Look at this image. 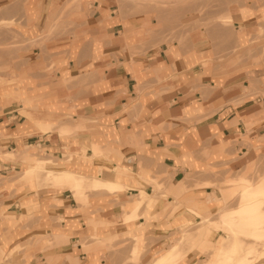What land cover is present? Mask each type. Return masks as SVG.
I'll return each instance as SVG.
<instances>
[{"label":"crops","instance_id":"obj_1","mask_svg":"<svg viewBox=\"0 0 264 264\" xmlns=\"http://www.w3.org/2000/svg\"><path fill=\"white\" fill-rule=\"evenodd\" d=\"M67 1L0 0V91H10L0 95V176L14 167L9 152L22 161L37 152L60 158L66 145L87 144L90 170L81 172L91 176L101 166L118 177L123 203L109 195L80 204L65 181L56 185L67 188L39 198L29 197L27 185L16 195L2 189L0 241L12 254L0 264H121L135 237L146 263L164 249L170 223L198 222L224 207L225 178L251 167L264 177V0H218L209 8L198 0L197 13L189 4L169 10V20L180 14L181 23H169L168 42L135 53L143 24L126 16L120 0H80L63 12ZM62 13L76 16L73 35L57 33L61 23L51 28L48 19ZM49 28L55 33L46 37ZM74 106L79 118L61 127L84 128L65 139L57 125ZM46 121L53 128L39 126ZM93 146L100 156L92 157ZM154 180L165 197L147 215L123 221L128 194H153ZM227 202L235 208L238 198ZM27 210L37 214L21 217ZM93 234L116 237L117 245L94 247ZM45 235L50 246L42 245ZM108 250H117L115 261Z\"/></svg>","mask_w":264,"mask_h":264},{"label":"rangeland","instance_id":"obj_2","mask_svg":"<svg viewBox=\"0 0 264 264\" xmlns=\"http://www.w3.org/2000/svg\"><path fill=\"white\" fill-rule=\"evenodd\" d=\"M80 0H70L67 1V3L63 6L62 11H66L69 10V8L71 7H77L80 5L79 3ZM122 4H124L127 9V13L126 16H134L140 23L143 24V26L141 27V29L139 31L136 32V34L138 36H136L139 41L137 42L139 48H131V53H135L137 51H140L142 47L145 46H153V45H158V43L163 42L166 43L169 40V23H171L172 21L175 23H181V16L179 14V16H177L176 14L173 16V20L170 21L169 19L171 18L172 15H169V10L172 11L174 10V12H178L177 10H179V13L181 12V7L183 5H188L190 6V10L192 12V9L197 13L198 11V0H120ZM218 4V0H205V4L204 6H206L207 8L212 7L214 5ZM203 5V4H202ZM76 16H72V15H66L64 13L59 14L57 16H53L52 18L48 19V22L51 25V28H54V26L56 24H58L57 26L59 27V23H61V29L60 31H58L57 33L61 34V35H73L75 32H73L71 30V27H75V25L77 24V20L74 19ZM194 17V16H191ZM73 18V19H72ZM170 21V22H169ZM178 21V22H177ZM7 23H2V25H6ZM172 24V23H171ZM55 33V31L53 29H48L46 31V37H49L50 35H53ZM3 48H6L5 46H2ZM75 80V78H72ZM72 79H66L65 82L70 83V80ZM85 80L83 79L82 81H77V79L74 81L75 83H79L81 84L82 82H84ZM9 90L5 89L3 91H1L0 95L5 94L8 95L9 94ZM1 95V96H2ZM80 104V103H79ZM76 106H74L72 109L65 111L62 114V122L59 123L57 125V131L59 133L60 137H65V139H68L69 136H71L73 133H75L77 130L84 128L83 126H78V127H73V128H69L66 126H62L65 123H70V122H74L78 116L76 115L74 108ZM79 118V117H78ZM53 128V124L52 122H49L48 127L44 128V129H51ZM60 128H65L68 129V131L66 132H62ZM60 129V130H59ZM68 144V143H67ZM86 146L87 144H82L79 150L76 151H71L68 147V145H66L63 149V155L60 158H55L52 157L51 155H46L43 154L42 152H37L36 154H29L28 156H24L23 161L21 159H17L16 155L13 154V152H9L5 155L6 158H8L9 160L12 161V163L14 164V167H12L10 169V171L8 172L7 176H0V190L4 189V190H8L10 188L11 192L13 194H17L18 192H21L22 188H25L24 186L27 185L29 188H31V191L28 190V195L32 194V196L29 197H33V198H39V197H44L49 193H55L56 191H60L64 188H69V190L72 191V182L73 180H68L65 181L67 184V187L65 186H61V185H52L51 181H50V176L52 173L56 174L59 173V175L61 177H64V173H66L67 171H61V172H57L55 170H51L49 167L45 166L43 164V161L45 159H51V160H55L57 163H63L65 164L66 162L70 161L72 156H77V158L79 157H84L85 161H90L92 160L90 157L86 158ZM32 149V148H30ZM92 149V147H91ZM96 151L94 146L92 149V157L94 156H100L101 152H93ZM42 153V154H41ZM48 156H51V158H49ZM79 156V157H78ZM29 157V158H28ZM29 159H33V161L37 163L36 165V175H34V178L32 175L26 176L25 178H20V176L22 175V171L23 169L27 166L26 164L29 162ZM118 164V163H115ZM100 169V170H99ZM98 169V172L100 173L99 176L105 177V175L102 173V167L100 166ZM104 169H111V170H115L112 166V164L109 165V168L104 167ZM253 170H255V172H253ZM81 171V170H80ZM98 172H95V175H97ZM129 176L131 175V170H129ZM53 174V175H54ZM50 175V176H48ZM81 177H84V180L86 181L87 179L90 180L94 177V175L92 174L91 176L86 175V174H78ZM246 177L250 183H254L256 181H258L261 177V174L259 173V171H256V169H253L252 167L250 169L245 170L242 173H239L237 175H235L233 178H225V180L223 181V183L225 184H231L230 186H228L226 189H220V194L223 200V204L224 207L223 208H219L217 210V212L215 214H208V215H201L199 218V221L196 222L194 219L191 220L190 222H185L184 224H182L181 222L178 223H170L169 224V239L167 242H165L164 244V249L163 250H156L154 253L151 252V255L149 256V260L145 263L142 264H154L157 257H159L162 254H165L169 251L172 252L174 250H189L190 249V245H192L191 243L188 242V239L185 238V236L188 237L187 233H189L191 235V233L195 234L196 229L198 230V227L202 226V225H208V221L207 219H215L218 217L219 213L225 210H228V208H231V204L227 201L229 200H236L238 198V190L241 188L240 185L238 183V179L239 177ZM110 178H114L115 176H108ZM237 177V178H236ZM116 179L118 177H115ZM236 178V179H235ZM34 179V180H33ZM146 182H150L148 180H146ZM157 181H153V194L151 195H155V198L158 197H165L164 194H166L165 191L161 190L160 188L162 187V185L160 184H156ZM122 183V182H121ZM216 186V185H214ZM239 187V188H238ZM126 190V186L124 185V183H122V188L120 190ZM20 190V191H19ZM123 190V191H124ZM145 191V190H144ZM148 191V190H147ZM131 194L129 195V199H133L134 198V194L136 195V193H134L135 191H131ZM108 192L106 190H92V189H88V187L83 189V193L81 194L80 198H76L73 195V198L78 201L80 204H88V200L89 198H102V197H109V195H111V198H114L113 201H111V203H113L114 205H118L121 206L122 205V201L116 196L117 192H109L111 194H107ZM134 193V194H133ZM73 194V192H72ZM150 194V193H149ZM1 191H0V198H1ZM153 204V202H152ZM239 204V203H238ZM150 205H142V207L140 209H142L139 214L142 215H147V211L150 208ZM147 206V207H145ZM5 207H0V211L4 210ZM173 209H175L173 207ZM23 210V208L21 207V210L18 211V215L19 213ZM36 210V209H35ZM28 211V210H27ZM172 211V208H171ZM171 211L169 212V215H171ZM175 211V210H174ZM124 212V210H123ZM33 214H37V212H35L34 210H29L27 215H23L21 217L26 218L29 215H33ZM138 216V215H137ZM55 220H61L63 219V217H61V215H55L54 216ZM122 218V216H121ZM181 223V224H180ZM180 224V225H179ZM209 231L205 232L204 236L205 239H209L211 240V244L206 245V242H202L200 244H193L194 246H192V248H198V251H193L192 254L190 255H186L184 254V256H182V258L180 259V261L184 262L185 264H214V254H215V250L214 247H216V243L217 240L219 239L220 235L224 236L226 235V233L224 232V230L220 231L219 228L217 229H213L211 227H214L213 225H209ZM196 227V228H195ZM195 228V229H194ZM190 229V230H189ZM194 229V230H193ZM189 232H187V231ZM199 231V230H198ZM198 231H196V234L198 233ZM195 234V235H196ZM220 234V235H219ZM199 237H202L203 234H198ZM92 239L91 241L93 242L92 246L94 247H112V246H116L117 245V241H116V237L114 238H107V239H101V238H97V236L95 234L91 235ZM216 238V240L213 242L212 239ZM134 239V242H133ZM202 239V238H201ZM200 239V240H201ZM249 241V238H247ZM128 243H131L132 245H134L133 247L136 246V251L135 253H133L131 250L127 251V254L124 256V260L122 261L121 264H141L140 263V259H141V254L142 251L138 250V246L139 243L142 242L141 239L138 238H130L127 240ZM244 241H246V237L244 238ZM253 244L255 245L256 250H260L261 252H264V237L262 238H258L257 240H252ZM1 242V241H0ZM43 244L45 246H50L51 244H53L54 239L53 238H49V235H45L44 240H43ZM123 242V240H122ZM251 242V239H250ZM134 243V244H133ZM7 245V244H6ZM31 245H38V240H32ZM206 245V246H203ZM18 245L15 247V250H18ZM203 248V250H202ZM208 248V249H206ZM244 248V247H243ZM167 249V250H166ZM206 249V250H204ZM242 249V248H241ZM5 249L0 250V261L3 262V260L5 258L11 257V254L7 255L5 254ZM84 250H89L88 247H84ZM133 250V248H132ZM166 250V251H165ZM110 251L111 255L109 256L111 261H115L118 257L116 251L117 250H108ZM113 253V254H112ZM161 253V254H159ZM200 253V254H199ZM132 254L134 256H132ZM136 254V256H135ZM159 254V255H158ZM157 255V256H156ZM156 256V257H155ZM13 257V256H12ZM155 257V258H154ZM264 258V257H263ZM261 260L255 261L251 264H258L261 262H264V259L260 258Z\"/></svg>","mask_w":264,"mask_h":264},{"label":"bare ground","instance_id":"obj_3","mask_svg":"<svg viewBox=\"0 0 264 264\" xmlns=\"http://www.w3.org/2000/svg\"><path fill=\"white\" fill-rule=\"evenodd\" d=\"M45 123L46 125L41 124L39 126H43L42 128L45 127L47 128L49 121H46ZM93 152H98V151L93 150ZM37 163L38 162L35 163L33 159H29V162L26 164L27 166L23 169L20 178L22 179L29 175H32L33 178L34 175L37 176L35 172L37 168L36 167ZM43 164L49 167L51 170H55L57 172H61L65 170L67 171L66 173H64V177H61L59 173L56 174L52 173L51 176L50 175L48 176H50L49 178L52 185L60 184L63 181H68L72 179L73 180L72 192L76 198L81 197V194L83 193V189L85 187L86 188L88 187V189H92V190H106L107 192L119 191L122 188L121 181L119 179H116L115 177L114 178H110L108 176L102 177L99 176L98 174L97 175L93 174L94 177L92 179L90 180L87 179L85 181L84 177L78 175L81 173L83 174V172L81 171L90 170L89 166L85 163L84 158L75 159L73 161L70 160L65 164L57 163L55 160L45 159L43 161ZM115 165L116 164L113 165V168H115ZM237 179H238V183L241 184L240 185L241 188L238 190L239 204L237 205V207L220 212L218 217L215 219L214 218L207 219L208 225H206L207 224L206 223L205 225L198 227L199 231L196 229V231H198L197 234L195 231L196 235L193 233H191V235L187 233L188 237L185 236V238L188 239V242L192 244L190 245V249H191L192 246H194L193 244H197L202 237H203V241H208V242L211 241L209 239H205L204 236L205 232L209 231L210 228L209 225L215 226V228L211 227L213 229L219 228L220 231L224 230L226 235L225 236L224 234L220 235L219 239L217 240L216 247H214L213 249L215 250L214 264H251L255 261L260 260V258L264 257V252H261L260 250L259 251L256 250L255 245L253 244L252 241L253 239L257 240L258 238L264 237V177L263 176L260 177V179L255 183H250L246 177H242V176ZM154 200H155V195H151L144 190H138L136 192V195L134 194V198L131 199L129 203L123 204L122 207L124 209V212H122L123 214L121 213L122 220L127 222L136 219L142 205L144 204L149 205L150 203L154 202ZM186 222L188 223V221ZM198 234H203V235L202 237H199ZM245 237H246V241H244ZM247 238H249V242L247 241ZM6 244H7L6 241H1L0 248L5 249ZM133 246L134 245H132L133 250L131 249V251L135 253L137 249L136 246L135 247ZM188 251L174 250L170 253L168 251L167 253L157 257L154 264H185L184 262L180 261V259ZM132 256L134 255L132 254ZM258 264H264V262Z\"/></svg>","mask_w":264,"mask_h":264}]
</instances>
